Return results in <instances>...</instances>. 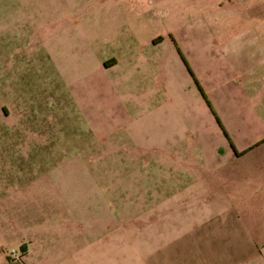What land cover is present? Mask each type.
I'll list each match as a JSON object with an SVG mask.
<instances>
[{"label": "rangeland", "instance_id": "rangeland-1", "mask_svg": "<svg viewBox=\"0 0 264 264\" xmlns=\"http://www.w3.org/2000/svg\"><path fill=\"white\" fill-rule=\"evenodd\" d=\"M253 29L264 0H0V264L175 256L177 160L215 139L218 52Z\"/></svg>", "mask_w": 264, "mask_h": 264}, {"label": "crops", "instance_id": "crops-1", "mask_svg": "<svg viewBox=\"0 0 264 264\" xmlns=\"http://www.w3.org/2000/svg\"><path fill=\"white\" fill-rule=\"evenodd\" d=\"M230 36L217 56L225 72L212 76L218 99L208 98L211 105L217 101L212 107L226 134L213 118L215 139L198 141L192 158L177 160L182 232L176 255L163 246L150 249L147 264H264V34L253 29ZM1 109L3 119L9 111ZM0 125L9 124L3 119ZM161 197L168 202L173 192ZM193 213L199 220L189 226Z\"/></svg>", "mask_w": 264, "mask_h": 264}, {"label": "trees", "instance_id": "trees-1", "mask_svg": "<svg viewBox=\"0 0 264 264\" xmlns=\"http://www.w3.org/2000/svg\"><path fill=\"white\" fill-rule=\"evenodd\" d=\"M199 88H200V87H199ZM207 103H208V101H207ZM208 105H209V104H208ZM211 112L214 114V112H213L212 110H211ZM214 117H215L217 123L221 126V124H220V122H219V119L217 118V116H216L215 114H214ZM221 128H222V126H221ZM222 131L224 132V134H226L223 128H222Z\"/></svg>", "mask_w": 264, "mask_h": 264}]
</instances>
